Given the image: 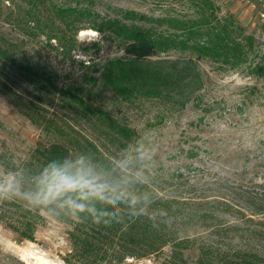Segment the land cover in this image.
<instances>
[{
	"label": "trees",
	"instance_id": "trees-1",
	"mask_svg": "<svg viewBox=\"0 0 264 264\" xmlns=\"http://www.w3.org/2000/svg\"><path fill=\"white\" fill-rule=\"evenodd\" d=\"M190 1L194 15L185 18L141 15L139 22L137 13L129 11L132 23L116 17L97 20L91 27L118 38L123 53L107 59L97 75L70 79L67 73L61 81L59 71L35 50L34 40L43 36L51 45L55 40L72 56L87 9L69 0H0V90L42 135L25 157L0 154L7 167L32 174L70 154L114 164L122 149L148 132L114 113L109 107L113 101L157 104L160 110L149 128H179V116L189 104L202 114L190 123L195 131L184 129L167 147L161 144L162 132H156L158 167L152 190L159 199L153 207L168 211L167 223L153 227L140 217L105 226L57 219L69 225L68 264H133L151 258L157 264H264V175L257 170L264 168V158L250 176L246 167L239 172L230 165L245 155L249 160L252 153L243 154L242 121L245 111L264 97V40L233 13H219L215 0ZM202 60L245 72L250 81L228 85L230 94H212ZM46 102H54L59 112H51ZM71 111L81 114L88 131L66 115ZM226 116L228 128L220 122ZM204 119L206 128L199 129ZM202 132L209 160L224 162L220 171L216 163L203 166L207 160L198 145L183 146L201 140ZM253 137V146L264 152V137ZM193 158L205 169H187ZM174 160L183 164L174 166ZM45 219L43 210H30L20 201L0 202V222L19 241L34 240Z\"/></svg>",
	"mask_w": 264,
	"mask_h": 264
},
{
	"label": "rangeland",
	"instance_id": "rangeland-1",
	"mask_svg": "<svg viewBox=\"0 0 264 264\" xmlns=\"http://www.w3.org/2000/svg\"><path fill=\"white\" fill-rule=\"evenodd\" d=\"M61 1V0H60ZM64 1V0H62ZM74 5L86 8L88 13L87 18L83 22L84 29L78 32L79 44L71 55H65L55 40H52V45L48 44L43 36L36 37L34 40L35 50L43 57L44 60L49 61L53 70H58L60 73V80L65 79L67 73L71 74L70 79H78L84 75H97L99 68L107 61V59L120 55L123 53L122 44L115 36H110L107 31L102 32L94 27H91L97 20L103 18H120L128 23H132L133 19L127 18V12L134 11L137 13V20L142 22L144 18L141 15H146L148 18H159L167 15L185 16L194 15V5L190 0H69ZM219 9L218 12L233 13L248 29L264 40V0H215ZM136 17V16H135ZM185 18V17H184ZM152 24L151 21L146 22ZM87 27V28H85ZM95 30L97 35L93 34ZM171 54H175L174 51ZM201 69L207 73V81L212 90V94L226 93L230 94L227 86L238 83H247L250 81L247 73L240 70L222 68L219 64L211 61L202 60L199 62ZM259 105H254L245 111L242 123L245 125L242 129L245 130L243 134V154L249 150L252 151L247 160L246 155L244 159L238 162L230 163V165L239 172H242L245 167L249 169L246 174L248 176L253 172V166L263 160L264 152L256 150L252 141L254 135L264 137V97L260 100ZM50 107L51 112H59V108L54 102H46ZM110 109L118 114L125 122L133 125L140 131L154 129L156 132H162L163 137L161 144L163 147L169 146V141L180 136L184 129L195 131V126H190L194 121L202 115L199 109L189 104L179 116L180 127L175 129L173 127H156L149 128V124L153 123L157 118L160 108L157 104L146 101L143 105L127 104L124 102L113 101L110 102ZM70 119L84 131H88V126L81 119V114L76 111H71L66 114ZM221 127L228 128L231 123L229 116L220 121ZM173 124V122H171ZM207 120L204 119L199 129L206 128ZM158 129V130H157ZM42 137L41 130L34 125L26 116L17 110L6 98L5 94L0 90V154H5L10 158L25 157L31 149L36 145V142ZM201 140H192L184 144L187 149L191 146L198 145L196 148L199 155L204 156L207 163L217 165L220 171L225 167L224 162L209 160L208 154L201 145L203 139L207 137L205 132L199 136ZM204 137V138H203ZM205 140V139H204ZM178 148V144L176 146ZM223 147V146H222ZM175 149V147H173ZM223 149V148H222ZM167 151L172 150L167 148ZM224 150V149H223ZM176 151V150H175ZM199 158L190 159L197 161ZM210 161V162H209ZM220 161H223L220 159ZM174 166H181L183 163L177 160L171 161ZM180 163V164H179ZM229 162L226 163V166ZM188 166V168H187ZM199 163L195 162L193 165H186L187 169H194L199 167L205 169ZM185 167V166H183ZM259 175H264V168H258ZM46 217L45 222L38 226L35 233L34 240L24 239L18 240V235L11 228L0 222V264H35V261L22 258L23 251L33 248L46 252L48 257L63 260L69 256L71 250V243L68 237L69 225L61 222L48 215L43 211ZM20 250V251H19ZM169 247L166 248V252ZM132 260V259H129ZM140 262L143 264H157L154 258L143 259ZM68 264V263H66ZM137 264V263H133Z\"/></svg>",
	"mask_w": 264,
	"mask_h": 264
},
{
	"label": "clouds",
	"instance_id": "clouds-1",
	"mask_svg": "<svg viewBox=\"0 0 264 264\" xmlns=\"http://www.w3.org/2000/svg\"><path fill=\"white\" fill-rule=\"evenodd\" d=\"M156 137V130L149 129L110 166L84 154L52 159L32 174L0 162V202L17 200L56 219L111 226L145 217L158 227L167 223L169 213L153 207L159 199L152 190L158 167ZM46 264L64 261L48 257Z\"/></svg>",
	"mask_w": 264,
	"mask_h": 264
},
{
	"label": "bare ground",
	"instance_id": "bare-ground-1",
	"mask_svg": "<svg viewBox=\"0 0 264 264\" xmlns=\"http://www.w3.org/2000/svg\"><path fill=\"white\" fill-rule=\"evenodd\" d=\"M33 248L20 253L22 258H25L26 260L31 258L32 260L35 261V264H46V261L48 258V256L46 255V252H43L38 249H33ZM57 261H59V259H57ZM64 264L66 263L64 262ZM137 264H143V262H138Z\"/></svg>",
	"mask_w": 264,
	"mask_h": 264
}]
</instances>
